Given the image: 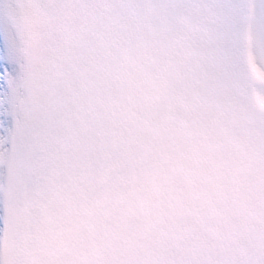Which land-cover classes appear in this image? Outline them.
<instances>
[{
  "label": "snow or ice",
  "instance_id": "1",
  "mask_svg": "<svg viewBox=\"0 0 264 264\" xmlns=\"http://www.w3.org/2000/svg\"><path fill=\"white\" fill-rule=\"evenodd\" d=\"M0 264H264V0H0Z\"/></svg>",
  "mask_w": 264,
  "mask_h": 264
}]
</instances>
